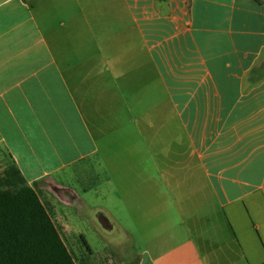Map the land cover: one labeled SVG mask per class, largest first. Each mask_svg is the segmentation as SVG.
Instances as JSON below:
<instances>
[{
    "label": "crops",
    "instance_id": "crops-1",
    "mask_svg": "<svg viewBox=\"0 0 264 264\" xmlns=\"http://www.w3.org/2000/svg\"><path fill=\"white\" fill-rule=\"evenodd\" d=\"M87 160L165 228L112 264H264V0H0V162L66 244Z\"/></svg>",
    "mask_w": 264,
    "mask_h": 264
},
{
    "label": "trees",
    "instance_id": "trees-1",
    "mask_svg": "<svg viewBox=\"0 0 264 264\" xmlns=\"http://www.w3.org/2000/svg\"><path fill=\"white\" fill-rule=\"evenodd\" d=\"M86 162L87 173L95 175L93 187L107 179L95 162ZM0 264H77L37 190L14 162L0 175Z\"/></svg>",
    "mask_w": 264,
    "mask_h": 264
},
{
    "label": "rangeland",
    "instance_id": "rangeland-1",
    "mask_svg": "<svg viewBox=\"0 0 264 264\" xmlns=\"http://www.w3.org/2000/svg\"><path fill=\"white\" fill-rule=\"evenodd\" d=\"M2 173L3 165L0 162V175ZM69 181L71 182L72 179L69 178ZM89 181L85 179L74 182L81 196L87 200V204L82 208L75 206L68 208L71 242L68 241L67 246L77 264L132 263L142 257L147 240L154 232L165 229L163 226L159 228L155 226L160 220L152 219L142 224L143 227L138 226L137 212L126 209L115 199L110 189L106 193L103 191L83 193L80 188L89 184ZM104 186L109 188L111 185ZM100 212L111 221L112 229L103 227L98 219Z\"/></svg>",
    "mask_w": 264,
    "mask_h": 264
},
{
    "label": "water",
    "instance_id": "water-1",
    "mask_svg": "<svg viewBox=\"0 0 264 264\" xmlns=\"http://www.w3.org/2000/svg\"><path fill=\"white\" fill-rule=\"evenodd\" d=\"M98 219H99V221L101 222V224L103 225L104 228L109 229V230L113 228V226L110 223L108 217L103 212H100L98 214Z\"/></svg>",
    "mask_w": 264,
    "mask_h": 264
}]
</instances>
